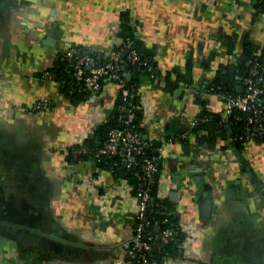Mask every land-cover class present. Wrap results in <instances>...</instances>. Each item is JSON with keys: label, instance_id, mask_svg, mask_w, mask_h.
Listing matches in <instances>:
<instances>
[{"label": "crops", "instance_id": "0c3cea01", "mask_svg": "<svg viewBox=\"0 0 264 264\" xmlns=\"http://www.w3.org/2000/svg\"><path fill=\"white\" fill-rule=\"evenodd\" d=\"M255 11L252 0H0V264H132L135 185L69 159L111 114L120 86L104 82L77 101L49 71L70 48L108 56L123 42V15L158 65L141 78V125L161 148L156 197L175 207L185 234L183 254L165 264H264V141L209 147L191 135L186 145L167 130L180 118L191 126L198 98L223 112L206 86L218 67L235 70L230 36L234 53L246 34L264 44Z\"/></svg>", "mask_w": 264, "mask_h": 264}, {"label": "trees", "instance_id": "16d2710c", "mask_svg": "<svg viewBox=\"0 0 264 264\" xmlns=\"http://www.w3.org/2000/svg\"><path fill=\"white\" fill-rule=\"evenodd\" d=\"M254 1V7L256 9L254 18L264 14V0H252ZM123 15L121 22V38L122 44L115 46V50L121 52L120 65L121 70L119 76L124 80L123 86L120 87L118 96L113 106L111 114H109L106 121L97 127L83 142L86 146V152L79 153L77 155H71L70 160L79 159H92L97 162L98 166L102 169H109L114 174H118L127 178L132 184L137 187L143 183L146 185L145 180L137 176V173L143 175V161L145 156L157 155L155 150V144L150 142V146L146 148L144 153L137 155L130 166H128L122 160V155L117 153L112 157L102 156L100 160L96 157V154L100 147L104 145L107 140L108 133L111 129L118 127L122 115L124 112L119 111V107L125 105L126 109H131L134 112L133 125L144 135V130L141 125L144 112L140 102L139 87L141 78L144 75L155 76L158 73V65L153 50L147 48L143 42H141L135 35V30L128 24L126 17ZM128 18V17H127ZM237 41L236 36H230L229 46L231 54H234L236 60L234 62L235 70L231 71L230 65L220 66L216 70V75L212 78L206 89L208 92L216 93L219 95H239L242 94L237 90V76H246L251 67L258 61L264 60V44L257 45L251 37L246 34L242 36L241 48L237 53H234V44ZM78 51L89 52L86 48L75 47ZM135 51L139 57L138 60L132 61L130 59V53ZM92 53V52H91ZM97 61L100 63L106 62L109 57L105 54L92 53ZM209 63L205 60L202 61V66L207 67ZM52 77L62 84V89L68 95L72 96L77 101H82L94 95V93L81 90L79 87L83 80L74 75V69L71 62L66 57V54L58 56L57 60L52 67L49 68ZM127 75L130 76L128 79ZM169 77V75H167ZM119 80L114 82L118 83ZM107 82L103 80L102 84ZM187 85H192L193 80L186 79ZM127 88L132 90L133 95L127 97L124 100L123 89ZM245 92V90H244ZM243 92V93H244ZM199 94V93H198ZM200 95V94H199ZM198 103L202 106V111L198 117L197 124L195 126H188L186 120L180 119L174 120L168 124V136L172 141H182L186 145H190L189 137H184V134L189 136L195 135L196 143L199 146L213 147L219 140L227 139L231 137L238 145L243 144L247 139L245 138V129L247 123V114L241 110H236L235 113L223 117L222 113H215L208 109L206 100L198 98ZM205 130V135H200V131ZM145 136V135H144ZM242 136V138H241ZM254 139L264 141V136H255ZM161 171V160L159 161V172L155 176V181L151 184V194L155 198V202L150 204L146 211L147 219L150 220V224L146 225L143 229L144 237L149 239L151 248L146 252V261L139 258L129 257L132 264H147L151 260H156L158 264H165L167 258L180 257L183 254V250L180 247L185 234L179 226V215L173 205L167 200H161L157 204V182ZM166 228H175L176 233L174 237L168 242H163L160 237V232Z\"/></svg>", "mask_w": 264, "mask_h": 264}, {"label": "built area", "instance_id": "2783aa9c", "mask_svg": "<svg viewBox=\"0 0 264 264\" xmlns=\"http://www.w3.org/2000/svg\"><path fill=\"white\" fill-rule=\"evenodd\" d=\"M66 57L72 64L74 75L83 80L80 85L81 90H87L92 93H97L102 85L103 80L115 81L120 87L123 86L124 80L120 78L119 71L121 70L120 59L121 52L113 49L107 57L106 62L100 63L96 60L94 54L91 52H81L75 48H70L66 52ZM132 61L138 60L139 57L135 51L130 53ZM155 77L154 74L151 75ZM241 82L245 90L239 95H221L223 98V117H227L241 110L247 114V123L245 129V138L247 140L253 139L255 136H264V60L256 62L246 76L241 77ZM124 100L128 96L133 95L132 90L123 89ZM41 104H37L36 108H41ZM119 111L124 112L121 122L118 127L111 129L108 133L107 140L98 150L96 157L98 160L102 156L112 157L120 153L122 160L128 166L132 164L135 157L144 153L146 148L151 144L145 136L133 125L134 112L131 109H126L125 105L118 108ZM198 118L192 119L191 126L197 124ZM184 137H192L187 134ZM242 138V136H241ZM76 148H70L73 154L86 152V146L83 142L78 143ZM157 155L145 156L142 164L143 175L137 173V176L145 180L146 185L139 184L136 189L138 191V198L140 200L139 209L136 212V223L134 226V240L130 244L128 250V257L139 258L146 261V252L151 248L149 239L144 237L143 229L150 224L147 219L146 211L150 204L155 202L154 196L151 194V184L155 181V176L159 172V161L161 160V148L155 147ZM157 204L162 200L158 196ZM176 233L175 228H166L160 232V237L163 242L171 240ZM147 264H158L156 260H151Z\"/></svg>", "mask_w": 264, "mask_h": 264}, {"label": "water", "instance_id": "95a60500", "mask_svg": "<svg viewBox=\"0 0 264 264\" xmlns=\"http://www.w3.org/2000/svg\"><path fill=\"white\" fill-rule=\"evenodd\" d=\"M127 77H128V79L130 78V76L129 75H127ZM238 80H237V90H238V92H240V93H243L244 92V88H243V85H242V82H241V77H238L237 78Z\"/></svg>", "mask_w": 264, "mask_h": 264}]
</instances>
